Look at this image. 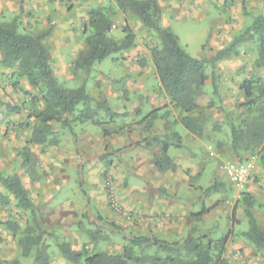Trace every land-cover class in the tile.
Here are the masks:
<instances>
[{"label": "rangeland", "instance_id": "1", "mask_svg": "<svg viewBox=\"0 0 264 264\" xmlns=\"http://www.w3.org/2000/svg\"><path fill=\"white\" fill-rule=\"evenodd\" d=\"M156 2L161 26L178 37L189 56L205 62L206 80L194 93L189 113L172 104L160 86L151 62V49L158 45L155 34L128 11L118 10L112 0H22L13 13L0 10V23H15L19 33H46L43 43L53 77L65 88L84 86L92 99L49 123L51 132L43 144H26L41 126L45 91L29 86L16 68L7 69L0 62V171L18 176L28 192L36 222L45 233L46 264H71L58 251V241L89 254L120 253L126 243L123 233L181 244L191 232L213 242L224 239L225 264H264V249L246 238L244 212V199L249 197L250 211L264 232V173L257 150L247 143L239 156L232 153L230 129L249 128L251 112L242 83L264 81V67L255 64L257 37L244 35L249 38L235 44L234 55L216 58L264 15V0ZM96 8L110 14L112 39L122 40L126 26L134 33V44L88 69L75 70L72 63L90 34L88 14ZM212 72L218 96L212 94ZM150 112L154 113L148 116ZM85 113L89 117L80 120ZM183 117L197 126L199 135L188 132L178 147L170 137ZM156 138L171 143L170 156L183 164L182 172L177 169L170 177L169 171L156 169ZM24 151L31 158L28 164ZM242 160L255 166L245 182L236 184L225 175L224 166ZM214 182L223 188L205 193ZM0 193L9 200L0 206V260L40 264L35 263V249L25 254L21 244L25 237L37 235L29 213L18 209L2 187ZM202 208L205 212L195 221L192 215ZM152 217L161 220L158 233L148 232ZM7 222L18 227L10 230ZM144 254L164 256L155 247Z\"/></svg>", "mask_w": 264, "mask_h": 264}, {"label": "trees", "instance_id": "2", "mask_svg": "<svg viewBox=\"0 0 264 264\" xmlns=\"http://www.w3.org/2000/svg\"><path fill=\"white\" fill-rule=\"evenodd\" d=\"M118 10L131 13L146 29L151 30L158 41V45L151 49V62L158 76L161 88L170 98L172 104L184 112L194 109L193 95L200 90L206 80L205 62L189 56L179 45L178 37L168 28L160 24L161 9L156 0H112ZM112 26L110 14L103 9H93L88 14L87 27L90 34L84 40L85 48L72 63L75 70L88 69L95 63H100L118 52L129 50L134 44V33L124 27L125 36L116 41L109 36ZM254 34L258 41L256 66L264 67V15L255 18L246 32L236 38L226 49L217 54L218 58H227L235 54V44L247 40ZM247 35L249 37H243ZM46 33L22 34L17 30L15 23H0V62L7 68H16L18 76L26 79L31 87L41 86L45 94L44 110L40 113L41 126L34 129L30 140L26 144L41 145L46 141L51 129L49 123L59 121L64 114L75 112L79 104L86 105L92 99L86 93L84 86L65 88L58 84L53 77L49 64V57L44 46ZM212 94L218 96L217 76L210 75ZM244 97L247 100L248 110L251 112L249 128L244 132L231 125L232 153L239 156V151L247 143L250 149L257 150V160L260 170L264 173V81H244L241 85ZM154 112H150L151 116ZM85 113L78 118L85 120L89 117ZM65 122V121H64ZM167 124V122H166ZM181 125L192 134H198L197 126L187 117L181 119ZM177 146L180 138L177 135L170 137ZM161 145L160 154L154 157V166L158 171L164 172L171 168L172 160L168 156L171 146L169 141L154 139ZM150 144L147 142V145ZM26 148H24L25 150ZM24 163L30 162L29 154L24 151ZM245 160L237 163H245ZM0 187L6 195L12 197L18 209L27 211L30 215L33 230L36 236H27L22 241L25 254L34 248L35 263L46 264L45 249L42 243L44 231L35 219V213L30 202L28 192L23 187L18 176L4 174L0 171ZM223 188V184L214 182L205 189V193H212ZM8 198L0 193V206L7 205ZM245 216L248 221L246 238L259 249H264V232L259 228L251 206L253 199H244ZM204 209L194 213L192 218L199 221ZM10 230H15L17 223L7 222ZM115 230V228H113ZM121 234V233H120ZM93 234L91 239L93 240ZM125 245L120 253L97 252L89 254L84 248L73 250L64 242H57V249L65 260L71 264H225L221 259L224 239L210 241L204 235L191 232L181 244L166 242L154 236H130L123 233ZM155 247V252L163 253V257L144 254L147 248ZM140 251L137 254L136 250ZM0 264H4L0 260Z\"/></svg>", "mask_w": 264, "mask_h": 264}, {"label": "crops", "instance_id": "3", "mask_svg": "<svg viewBox=\"0 0 264 264\" xmlns=\"http://www.w3.org/2000/svg\"><path fill=\"white\" fill-rule=\"evenodd\" d=\"M21 1L22 0H0V10L2 9V11H5V10H10L11 11V13H13L15 10H19L20 8H19V6H20V4H21ZM52 9H51V6H50V11H51ZM182 119V118H181ZM181 119L179 120L180 122H179V124H180V127H178V129H177V131H175L174 130V135H177L179 138H180V142L184 139V137H187V135L189 134L188 133V131H187V133H185V129H182V127H181ZM169 122H171V118H169L168 117V119H167ZM166 120V121H167ZM182 133H181V132ZM186 139V138H185ZM155 141V140H154ZM154 143H156V144H158L160 147L158 148V150L160 151L161 150V145L159 144V142H154ZM147 144V143H146ZM179 147V146H178ZM175 148V147H174ZM160 153V152H159ZM168 156L170 157V159L172 160V165H171V168L169 169V170H167V171H169L170 172V177H173V172H175L177 169H180V171L178 172V173H180V172H182L183 170H184V166H183V164L181 163V162H177L175 159V157L174 156H170V148H169V150H168ZM177 156H179V154L177 155ZM175 158V159H174ZM178 173L175 175L176 177H178L179 175H178ZM140 193L139 194H143L141 191H139ZM137 198V197H136ZM149 210H150V208H149ZM148 210V211H149ZM156 211H154V213H158L159 211V208L157 209H155ZM149 213V212H148ZM150 221V223L148 224L147 223V228H148V232L149 231H151L152 233H158V232H160L159 230H160V228H163L162 226H161V220L159 219V218H153L152 217V219H150L149 220ZM179 222V221H178ZM177 225H178V223H177ZM180 225V224H179ZM140 226V225H139Z\"/></svg>", "mask_w": 264, "mask_h": 264}, {"label": "built area", "instance_id": "4", "mask_svg": "<svg viewBox=\"0 0 264 264\" xmlns=\"http://www.w3.org/2000/svg\"><path fill=\"white\" fill-rule=\"evenodd\" d=\"M254 166L252 161H246L245 163L227 162L224 166V172L234 183L240 184L250 177Z\"/></svg>", "mask_w": 264, "mask_h": 264}]
</instances>
